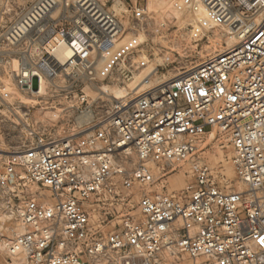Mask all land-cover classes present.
<instances>
[{
    "label": "built area",
    "instance_id": "obj_1",
    "mask_svg": "<svg viewBox=\"0 0 264 264\" xmlns=\"http://www.w3.org/2000/svg\"><path fill=\"white\" fill-rule=\"evenodd\" d=\"M55 5L39 0L24 33ZM172 7L199 13L193 37L225 27L236 44L164 83L150 85L149 76L99 128L39 137L1 160L0 190L14 194L28 183L54 200L30 195L16 208L22 232L0 242L5 264H264V0H172ZM70 10L45 43L40 74L108 80L127 63L128 80L144 66L132 60L138 39H121L119 23L95 0H74ZM49 42L68 48L64 65ZM39 76L26 70L18 83L29 88ZM207 136L231 147L244 191L220 190L204 156ZM181 170L190 180L183 190L153 189ZM134 199L141 219L120 212L123 224L106 232L111 206Z\"/></svg>",
    "mask_w": 264,
    "mask_h": 264
},
{
    "label": "rangeland",
    "instance_id": "obj_2",
    "mask_svg": "<svg viewBox=\"0 0 264 264\" xmlns=\"http://www.w3.org/2000/svg\"><path fill=\"white\" fill-rule=\"evenodd\" d=\"M54 1L55 8L43 21L13 41L9 35L39 0H0V161L21 152L39 137L57 141L79 137L103 126L111 116V106L135 98L146 88L142 85L149 76L150 85L165 81L223 51L228 48V42H233L225 27L193 37L195 14L174 10L172 0H161L162 3L156 0H95L117 20L121 39L130 36L138 39L139 52L132 60L134 65L144 62V66L135 70L128 80L123 78V72L130 68L127 63L108 80L82 74L47 77L40 74L44 48L48 49L45 43L53 37L58 20L71 14L74 3V0ZM26 70L40 75L29 88L18 83L19 76ZM212 136H207L202 147H206L207 165L221 176L217 180L220 190L225 193L244 191L231 163V147ZM189 181L181 170L169 176L164 187L153 189L176 193ZM30 195L48 204L54 202L46 190L28 183L18 187L14 194L8 189L0 190V242L11 240L22 232L15 210ZM110 211L114 216L108 220L106 232L112 233L123 224L117 218L120 212L130 213L133 221L141 219L135 199L128 205L111 206ZM4 258L0 251V264H5Z\"/></svg>",
    "mask_w": 264,
    "mask_h": 264
},
{
    "label": "bare ground",
    "instance_id": "obj_3",
    "mask_svg": "<svg viewBox=\"0 0 264 264\" xmlns=\"http://www.w3.org/2000/svg\"><path fill=\"white\" fill-rule=\"evenodd\" d=\"M88 1H92V0H88ZM156 1H158V2H161V0H156ZM162 3V2H161ZM195 17H197V19H199V13H197V14H195ZM30 20L32 21V19H31V17H30V15H28L26 18H24V21H22L21 22V24H18L17 25V27L16 28H14V30L11 32V34L9 35V37H15L16 36V34H18V35H21V33H24V28H25V26H26V24H30ZM230 34V33H229ZM51 35V34H50ZM231 35V34H230ZM232 40H233V42L231 41V42H228V48H230V47H232V46H234L235 44H236V42L234 41V38H233V36H231L230 37ZM230 39V40H231ZM52 43H53V41H52ZM48 45L50 46V48H51V50H49V52H50V54L56 59V60H58L59 61V63L61 64V65H64L65 64V61H66V59L70 56V52H69V50H68V48L67 47H65V46H59V45H51V42H49L48 43ZM219 52H221V51H218V52H216V53H219ZM215 53V54H216ZM191 69V68H190ZM190 69H188V70H190ZM68 71V70H67ZM181 73H177V74H175V75H172L171 77H169V78H167L165 81H160L159 82V84H161V83H164V82H166V81H169V80H171V79H173V78H175L176 76H178V75H180ZM33 82V81H32ZM118 94V93H117ZM239 185H242L240 182L238 183ZM243 186V185H242ZM238 191H242V190H238Z\"/></svg>",
    "mask_w": 264,
    "mask_h": 264
}]
</instances>
